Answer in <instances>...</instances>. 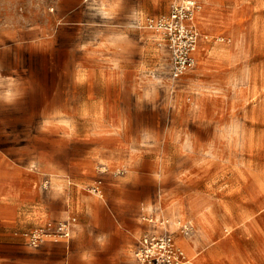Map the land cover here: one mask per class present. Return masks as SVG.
I'll use <instances>...</instances> for the list:
<instances>
[{
	"label": "crops",
	"instance_id": "1",
	"mask_svg": "<svg viewBox=\"0 0 264 264\" xmlns=\"http://www.w3.org/2000/svg\"><path fill=\"white\" fill-rule=\"evenodd\" d=\"M105 1L110 15H94L89 5L99 10ZM213 2L196 18L208 32L202 44L217 33L203 16ZM161 3L0 0V264H138L140 238L161 232L173 235L189 264H255L247 249L227 246L228 229L221 232L235 225L230 203L217 197L241 193L233 185L240 169L215 151L214 137L206 162L192 149L200 131L214 136V123H167L185 75L172 81L161 64L167 49L136 26L137 16L160 15ZM92 17L109 18L111 27L96 28L94 45L72 46L70 35L90 32ZM54 35L66 37L57 56L40 45ZM125 35L131 40L119 47ZM229 51L215 42L207 60L199 61L198 49L196 61L206 68ZM69 217V239L29 245L30 233Z\"/></svg>",
	"mask_w": 264,
	"mask_h": 264
},
{
	"label": "rangeland",
	"instance_id": "2",
	"mask_svg": "<svg viewBox=\"0 0 264 264\" xmlns=\"http://www.w3.org/2000/svg\"><path fill=\"white\" fill-rule=\"evenodd\" d=\"M163 1L165 3L156 5L160 15L168 12L171 2ZM254 1L214 0L205 8V22L208 21L217 33L211 38L208 36V41L205 40L200 46L198 44L201 51L198 53L199 61H206L208 49L215 42L230 45L228 58L225 62H208L205 64L206 68L196 61L194 70L183 77L180 88L171 99L172 106L169 109L173 110L168 114L167 123L179 124L185 119L190 124L207 121L209 124L214 123V136L210 131H200L196 146L192 149L202 157L201 161L206 162L207 156L212 155L206 148L207 139L209 137V141H212L214 137L215 151L230 157L232 162L235 161L230 165L231 168L240 169L238 179L235 177L237 182L233 185L236 189L241 188V193L237 190L236 194L217 197L222 198L221 203H230V218L235 225L221 229L222 235L228 233V229L230 239L227 246L241 252L247 249L254 256L255 264H264V0H261V5ZM105 2L100 4L99 10L91 2L92 5L89 6L94 15L98 11L110 15V4ZM207 2L208 0L200 1L201 10ZM164 6L167 9L165 12ZM97 19L94 18L92 29L87 34L81 37L74 33L70 35L72 46L77 45L80 40H88L94 45L95 39H100V32H96V28L111 27L109 18ZM119 22L122 30L128 29V20ZM205 29L199 30L200 39L208 34ZM130 38L128 35L121 36L118 40L119 47L124 45V39L129 42ZM219 38L223 41H219ZM64 39L66 41V37L54 35L41 41L40 45H48L50 53L57 56L59 45ZM90 53L95 58L94 53ZM44 54L48 56V53ZM78 56L77 50L72 53V58ZM161 64L169 69L167 58H161ZM188 84L191 85L187 86ZM193 96L196 101L192 100ZM41 121L40 116L39 123ZM254 178L259 180L260 190L254 189Z\"/></svg>",
	"mask_w": 264,
	"mask_h": 264
},
{
	"label": "built area",
	"instance_id": "3",
	"mask_svg": "<svg viewBox=\"0 0 264 264\" xmlns=\"http://www.w3.org/2000/svg\"><path fill=\"white\" fill-rule=\"evenodd\" d=\"M200 12L201 5L196 0H171L166 14L136 17V26L153 33L158 43L167 49L168 75L172 81L179 80L195 67L194 53L201 37L196 18ZM91 190L98 192L96 188ZM148 220L153 221L151 218ZM74 221L75 218L69 217L40 227L29 234V245L37 246L47 236L55 240L69 239ZM180 230L186 234L190 226L180 225ZM134 256L138 264L190 263L183 251L176 247L173 235L167 232L145 233L139 240Z\"/></svg>",
	"mask_w": 264,
	"mask_h": 264
},
{
	"label": "bare ground",
	"instance_id": "4",
	"mask_svg": "<svg viewBox=\"0 0 264 264\" xmlns=\"http://www.w3.org/2000/svg\"><path fill=\"white\" fill-rule=\"evenodd\" d=\"M200 3V2H199ZM199 44V46H200V44H201V42L200 43H198ZM198 45H197V47H196V49H195V53H194V55H195V58H196V53H197V51H198V47H199ZM205 46V45H204ZM210 49H211V47H210ZM214 49V48H213ZM217 49H219V48H217ZM226 51V50H225ZM205 60V59H204ZM207 60V59H206ZM199 76V75H198ZM248 80V79H247ZM176 82V81H175ZM183 83H185V82H183ZM255 111V110H254ZM210 209V208H209ZM201 217V216H200ZM203 218V217H202ZM203 220V219H202ZM205 221V220H204Z\"/></svg>",
	"mask_w": 264,
	"mask_h": 264
}]
</instances>
